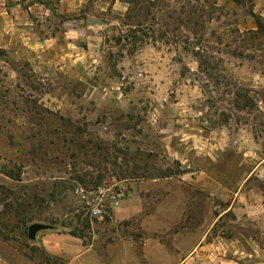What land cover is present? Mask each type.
Wrapping results in <instances>:
<instances>
[{
	"label": "rangeland",
	"instance_id": "1",
	"mask_svg": "<svg viewBox=\"0 0 264 264\" xmlns=\"http://www.w3.org/2000/svg\"><path fill=\"white\" fill-rule=\"evenodd\" d=\"M0 264H264V0H0Z\"/></svg>",
	"mask_w": 264,
	"mask_h": 264
},
{
	"label": "built area",
	"instance_id": "2",
	"mask_svg": "<svg viewBox=\"0 0 264 264\" xmlns=\"http://www.w3.org/2000/svg\"><path fill=\"white\" fill-rule=\"evenodd\" d=\"M79 193L86 211L91 215L99 216L105 211V200L117 202L127 195L128 189L123 183H117L109 188L99 187L94 190L81 188Z\"/></svg>",
	"mask_w": 264,
	"mask_h": 264
},
{
	"label": "crops",
	"instance_id": "3",
	"mask_svg": "<svg viewBox=\"0 0 264 264\" xmlns=\"http://www.w3.org/2000/svg\"><path fill=\"white\" fill-rule=\"evenodd\" d=\"M260 164L261 163H258V166ZM119 202H121V203H119ZM110 204H111V206L114 205L112 207V212H113L115 217L121 216V215L130 217V216L137 215L141 211V209H139L137 207L136 208L131 207L130 206V199H127V198L120 200V201H117V202H111ZM117 204H118V206H116ZM86 213H88V212H86ZM103 214L99 215V216H95V215H91V214H89V215L93 216V217H102ZM69 236H70V234L68 232L61 233V234L59 233V234H57V237L52 239V241H54L56 243H61L60 245L64 248V250L71 251V249H73L71 247L72 246L77 247L78 243L76 242V237L71 235L70 236L71 238L69 239Z\"/></svg>",
	"mask_w": 264,
	"mask_h": 264
},
{
	"label": "water",
	"instance_id": "4",
	"mask_svg": "<svg viewBox=\"0 0 264 264\" xmlns=\"http://www.w3.org/2000/svg\"><path fill=\"white\" fill-rule=\"evenodd\" d=\"M40 227H41V225L38 224V223H33V224L29 225V227H28V236H29V237H33L35 231H36L37 229H39Z\"/></svg>",
	"mask_w": 264,
	"mask_h": 264
},
{
	"label": "trees",
	"instance_id": "5",
	"mask_svg": "<svg viewBox=\"0 0 264 264\" xmlns=\"http://www.w3.org/2000/svg\"><path fill=\"white\" fill-rule=\"evenodd\" d=\"M195 55L200 56V58L204 56V54L200 53L199 51H197V52L195 53Z\"/></svg>",
	"mask_w": 264,
	"mask_h": 264
}]
</instances>
